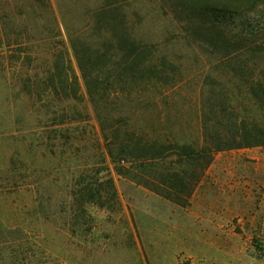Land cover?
Masks as SVG:
<instances>
[{
    "label": "trees",
    "instance_id": "16d2710c",
    "mask_svg": "<svg viewBox=\"0 0 264 264\" xmlns=\"http://www.w3.org/2000/svg\"><path fill=\"white\" fill-rule=\"evenodd\" d=\"M5 1L7 7L17 3ZM26 3L40 15L52 9L50 0ZM245 4L251 10L259 5L264 9V0ZM130 5L128 0H104L90 14L85 35H68L80 79L63 51L52 67L31 68L11 86L14 101L23 109L0 189L32 191L42 218L76 223L85 232L91 207L120 208L112 172L186 208L217 153L264 147V72L254 77L239 62L258 51L247 48L252 43L246 28L227 33L228 20L238 12L219 0L170 5L186 26V39L218 64L214 70L222 76L206 74L199 95L198 137L187 143L177 141L166 127L181 69L155 44L134 38L126 15ZM242 93L262 121L239 115L237 95Z\"/></svg>",
    "mask_w": 264,
    "mask_h": 264
},
{
    "label": "rangeland",
    "instance_id": "374dc122",
    "mask_svg": "<svg viewBox=\"0 0 264 264\" xmlns=\"http://www.w3.org/2000/svg\"><path fill=\"white\" fill-rule=\"evenodd\" d=\"M15 1L7 7L0 0L6 13L0 12V68H8L0 72V177L14 155L16 118L23 109L11 86L31 68L52 67L63 51L80 79L68 35H85L90 14L104 0H50L52 9L41 15L27 9L26 0ZM128 1L134 38L155 44L181 69L166 127L177 141L192 142L198 137L202 85L206 74L222 77L214 70L218 64L186 39V26L170 8L179 0ZM219 1L238 12L228 20L227 33H251L247 48L258 53L239 62L257 77L264 72L263 6L251 10L245 0ZM236 106L239 115L262 121L247 94L237 95ZM112 176L120 208L91 207L88 232L76 223L42 218L32 191L1 188L0 264H264V147L217 153L186 208Z\"/></svg>",
    "mask_w": 264,
    "mask_h": 264
},
{
    "label": "built area",
    "instance_id": "2783aa9c",
    "mask_svg": "<svg viewBox=\"0 0 264 264\" xmlns=\"http://www.w3.org/2000/svg\"><path fill=\"white\" fill-rule=\"evenodd\" d=\"M263 248H264V246H263Z\"/></svg>",
    "mask_w": 264,
    "mask_h": 264
}]
</instances>
